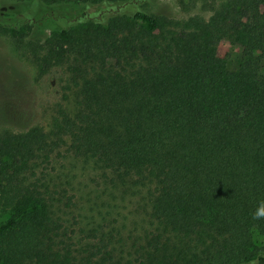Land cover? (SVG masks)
I'll list each match as a JSON object with an SVG mask.
<instances>
[{
	"label": "trees",
	"instance_id": "trees-1",
	"mask_svg": "<svg viewBox=\"0 0 264 264\" xmlns=\"http://www.w3.org/2000/svg\"><path fill=\"white\" fill-rule=\"evenodd\" d=\"M3 1L17 23L0 28L67 20L56 38L78 88L75 112L59 109L48 131L0 133V264H123L104 236L76 247L52 209L71 197L27 181L63 145L113 182L152 183V216L174 236L150 233L137 264H264V219L251 217L264 200V0H205L208 17L182 20L147 12L150 0ZM225 38L241 45L235 71L217 55Z\"/></svg>",
	"mask_w": 264,
	"mask_h": 264
},
{
	"label": "rangeland",
	"instance_id": "rangeland-1",
	"mask_svg": "<svg viewBox=\"0 0 264 264\" xmlns=\"http://www.w3.org/2000/svg\"><path fill=\"white\" fill-rule=\"evenodd\" d=\"M185 1L150 0L143 7L149 13L177 20L193 15L205 18L210 14L205 0ZM221 1L214 0L215 3ZM10 7L8 1L0 0V23H17L11 15L10 19L2 16V12ZM19 11L16 10V16L20 18L33 12L30 9ZM88 12L95 13L92 8ZM57 14L49 11L38 17H28L30 19L25 21L30 20L26 21L29 25L19 30L0 28V133L23 132L32 126L48 131L59 109L68 114L76 110L78 81L73 80L70 72L73 56L65 60L66 47H60L56 38L67 20ZM165 30L170 37L178 27H166ZM240 46L234 38H225L216 47L217 55L225 61L229 71H235L239 66ZM86 65L89 73L96 70V63ZM27 178L31 182L40 179L46 194L52 193L56 197L54 192L62 191L71 197L73 205L70 208H62L56 203L52 209L67 226L78 230L74 234L76 247L95 242L93 236H104L123 264H137L150 233H162L163 227L152 216V183L113 182L109 172L99 163L72 155L66 145L46 161H41L27 173ZM9 215L8 210L0 211V222ZM164 235L168 239L174 236L172 232ZM257 238L259 244L261 238ZM175 239L180 242L179 238Z\"/></svg>",
	"mask_w": 264,
	"mask_h": 264
},
{
	"label": "clouds",
	"instance_id": "clouds-1",
	"mask_svg": "<svg viewBox=\"0 0 264 264\" xmlns=\"http://www.w3.org/2000/svg\"><path fill=\"white\" fill-rule=\"evenodd\" d=\"M253 220H262L264 219V200H261L257 203L256 208L251 213Z\"/></svg>",
	"mask_w": 264,
	"mask_h": 264
}]
</instances>
